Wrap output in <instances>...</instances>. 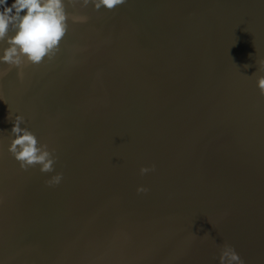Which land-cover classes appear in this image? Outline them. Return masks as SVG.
Returning a JSON list of instances; mask_svg holds the SVG:
<instances>
[{
	"label": "water",
	"instance_id": "obj_1",
	"mask_svg": "<svg viewBox=\"0 0 264 264\" xmlns=\"http://www.w3.org/2000/svg\"><path fill=\"white\" fill-rule=\"evenodd\" d=\"M67 10L87 21L53 59L0 63V264H220L224 243L264 264V0ZM9 115L53 173L20 168Z\"/></svg>",
	"mask_w": 264,
	"mask_h": 264
},
{
	"label": "clouds",
	"instance_id": "obj_2",
	"mask_svg": "<svg viewBox=\"0 0 264 264\" xmlns=\"http://www.w3.org/2000/svg\"><path fill=\"white\" fill-rule=\"evenodd\" d=\"M125 3L126 0H13L9 6L7 0H0V44H6L0 55V63L7 64L9 69H19L18 74L22 76L25 66L40 65L46 59H53L61 51V43L69 29V19L87 21L86 16L70 14L67 10L69 4L73 7H87L91 4L96 10L103 7L111 11ZM258 64L259 69L264 70V59L258 61ZM6 74L0 72V78ZM257 86L260 94L264 95V75L258 77ZM9 119L13 121V126L8 151L19 163L20 168L27 171L39 166L41 173H53L58 159L54 154L55 150L41 143L28 128L21 127L24 116L16 115L12 119L9 115ZM154 168V165L142 166L140 174L144 175ZM62 179L63 173L56 172L45 183L55 186L60 184ZM147 191L143 185L137 187L138 193ZM219 262L245 264L235 248L228 243L220 247Z\"/></svg>",
	"mask_w": 264,
	"mask_h": 264
}]
</instances>
